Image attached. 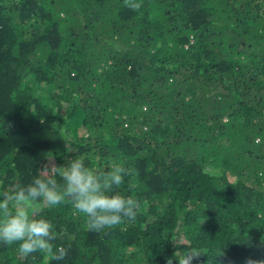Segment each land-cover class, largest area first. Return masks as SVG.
Returning <instances> with one entry per match:
<instances>
[{
  "label": "trees",
  "instance_id": "16d2710c",
  "mask_svg": "<svg viewBox=\"0 0 264 264\" xmlns=\"http://www.w3.org/2000/svg\"><path fill=\"white\" fill-rule=\"evenodd\" d=\"M49 155L128 169L136 218L41 206L65 258L0 264H264V0H0V199Z\"/></svg>",
  "mask_w": 264,
  "mask_h": 264
},
{
  "label": "clouds",
  "instance_id": "9594fccd",
  "mask_svg": "<svg viewBox=\"0 0 264 264\" xmlns=\"http://www.w3.org/2000/svg\"><path fill=\"white\" fill-rule=\"evenodd\" d=\"M48 159L50 163L36 172L31 183L15 186L0 199V243L18 245L17 251L24 257L44 251L51 252L56 261L63 260L66 249L52 244L53 224L36 217L39 207L54 208L66 201L84 217L90 231L101 232L125 219L135 220L138 201L120 191L128 169L112 163L106 171L98 172L80 155L59 167L51 164V155Z\"/></svg>",
  "mask_w": 264,
  "mask_h": 264
},
{
  "label": "rangeland",
  "instance_id": "374dc122",
  "mask_svg": "<svg viewBox=\"0 0 264 264\" xmlns=\"http://www.w3.org/2000/svg\"><path fill=\"white\" fill-rule=\"evenodd\" d=\"M68 141H69V140H68ZM49 163H50V162H49ZM49 163H47V164H49ZM51 164H54V160H53V159L51 160Z\"/></svg>",
  "mask_w": 264,
  "mask_h": 264
}]
</instances>
